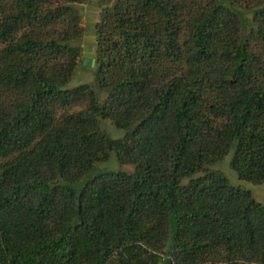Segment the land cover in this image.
<instances>
[{
	"label": "trees",
	"instance_id": "obj_1",
	"mask_svg": "<svg viewBox=\"0 0 264 264\" xmlns=\"http://www.w3.org/2000/svg\"><path fill=\"white\" fill-rule=\"evenodd\" d=\"M82 1L0 0V264H264V204L209 167L264 180V0H113L64 88ZM110 151L133 171L87 177Z\"/></svg>",
	"mask_w": 264,
	"mask_h": 264
},
{
	"label": "rangeland",
	"instance_id": "obj_2",
	"mask_svg": "<svg viewBox=\"0 0 264 264\" xmlns=\"http://www.w3.org/2000/svg\"><path fill=\"white\" fill-rule=\"evenodd\" d=\"M112 2L113 0H83L82 2L75 3L74 6L78 9L80 15L79 26L81 28L80 36L75 43L79 46L80 53L71 76L63 85L64 88H71L83 83H93L96 69L94 63V24L98 19L99 9L103 5ZM102 98L103 94L100 95L99 99L101 100ZM99 127L111 138L120 137L123 133L121 129L115 128L108 120H100ZM230 156L231 149L209 167L219 170L230 185L248 190L255 201L264 204V180L260 183L239 180L236 173L228 165ZM132 171V164L118 163L115 159L114 151H110L108 158L94 164L86 176L91 177L104 172L130 173Z\"/></svg>",
	"mask_w": 264,
	"mask_h": 264
},
{
	"label": "water",
	"instance_id": "obj_3",
	"mask_svg": "<svg viewBox=\"0 0 264 264\" xmlns=\"http://www.w3.org/2000/svg\"><path fill=\"white\" fill-rule=\"evenodd\" d=\"M93 62V60H91Z\"/></svg>",
	"mask_w": 264,
	"mask_h": 264
}]
</instances>
